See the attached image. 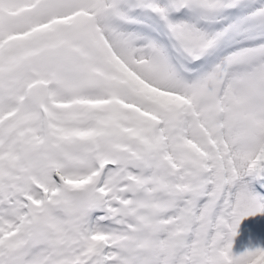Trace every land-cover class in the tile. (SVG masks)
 Here are the masks:
<instances>
[{
	"label": "snow or ice",
	"instance_id": "snow-or-ice-1",
	"mask_svg": "<svg viewBox=\"0 0 264 264\" xmlns=\"http://www.w3.org/2000/svg\"><path fill=\"white\" fill-rule=\"evenodd\" d=\"M0 264H264V0H0Z\"/></svg>",
	"mask_w": 264,
	"mask_h": 264
}]
</instances>
